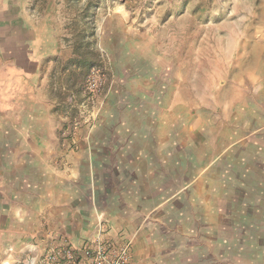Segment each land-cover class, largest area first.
Segmentation results:
<instances>
[{"label": "rangeland", "instance_id": "obj_1", "mask_svg": "<svg viewBox=\"0 0 264 264\" xmlns=\"http://www.w3.org/2000/svg\"><path fill=\"white\" fill-rule=\"evenodd\" d=\"M59 8L75 15L60 32L75 71L59 107L73 131L118 121L132 140L125 152L149 146L160 159L96 162L106 164L109 196L90 220L80 214L81 233L93 234L81 247L68 242L72 262L59 239L7 263L96 264V251L109 263L124 250L120 264H264V0H72ZM100 36L107 48H98ZM67 66L57 67L61 85ZM122 164L138 168L139 181L130 184L127 169L117 176Z\"/></svg>", "mask_w": 264, "mask_h": 264}, {"label": "crops", "instance_id": "obj_2", "mask_svg": "<svg viewBox=\"0 0 264 264\" xmlns=\"http://www.w3.org/2000/svg\"><path fill=\"white\" fill-rule=\"evenodd\" d=\"M71 1L0 0V255L5 259L3 264L12 263V257L21 256L20 253L30 256L27 251H38L43 241L52 243L65 238L74 248L92 239V232L81 233L80 214L87 213L90 220L109 196L107 183L101 180L107 174L106 164L101 167L96 162L134 164L160 159L155 157V143L153 152L149 146L141 152H134V147L131 153L125 152V146L132 144V140L121 127H116L120 124L118 121L114 124L99 121L92 129H79L77 134L68 114L61 111L60 98L65 94L60 91H66L68 96L72 93L69 78L75 67L69 65L71 40H63L60 32L68 33L63 29L65 17L71 22L75 15L64 14L59 4L68 5ZM111 14L115 20L119 17L117 9L116 14ZM111 14L109 11L100 14V32ZM107 46L108 42L100 36L98 48ZM58 65L61 69L68 65L62 70L65 81L62 85L58 80ZM100 113L106 119V110ZM247 132L244 142L252 136L251 130ZM236 143L237 140L230 144ZM72 144L78 147L70 148ZM132 164L117 168V176L119 168L131 172L123 174L133 178L130 184H134V179L139 181L138 168L130 167ZM251 169H245V177L253 172ZM143 175L150 176V172ZM258 177L260 186L264 168ZM44 224H49L52 231L49 235H42Z\"/></svg>", "mask_w": 264, "mask_h": 264}, {"label": "built area", "instance_id": "obj_3", "mask_svg": "<svg viewBox=\"0 0 264 264\" xmlns=\"http://www.w3.org/2000/svg\"><path fill=\"white\" fill-rule=\"evenodd\" d=\"M61 243L64 247L61 250L60 254L66 257L68 262H72L71 260L73 259L74 254L69 247L68 241L65 238H62ZM112 254H113V260L107 263L106 255L103 252L96 251L95 263L96 264H120L123 261V258L125 256V251L121 250L120 255H119V251L116 254L115 253H112Z\"/></svg>", "mask_w": 264, "mask_h": 264}]
</instances>
